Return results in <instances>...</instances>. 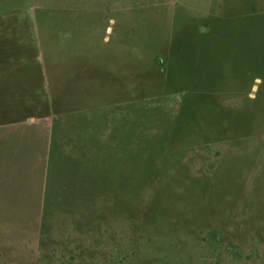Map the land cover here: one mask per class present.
I'll return each instance as SVG.
<instances>
[{"label": "rangeland", "instance_id": "1", "mask_svg": "<svg viewBox=\"0 0 264 264\" xmlns=\"http://www.w3.org/2000/svg\"><path fill=\"white\" fill-rule=\"evenodd\" d=\"M11 30L0 264H264V0H0Z\"/></svg>", "mask_w": 264, "mask_h": 264}, {"label": "crops", "instance_id": "2", "mask_svg": "<svg viewBox=\"0 0 264 264\" xmlns=\"http://www.w3.org/2000/svg\"><path fill=\"white\" fill-rule=\"evenodd\" d=\"M6 33H7L6 35L10 37V39H9L10 41H8V40H6L4 38H0V46L4 47L6 45V46H9V47H15V48L21 47L20 46L21 45V41L20 40H17V39L11 40L12 37H16V38L20 37L22 35L21 32L11 30V31H7ZM0 37H3V36H0ZM19 67H20V65H19ZM13 95H21L22 96V94L20 92L16 91V90L14 92H11V91L9 92V98L11 96H13ZM4 101H5V99H4ZM16 105L20 107L19 103H17ZM9 107L12 108V105L9 106ZM17 113L18 112H16V114Z\"/></svg>", "mask_w": 264, "mask_h": 264}, {"label": "trees", "instance_id": "3", "mask_svg": "<svg viewBox=\"0 0 264 264\" xmlns=\"http://www.w3.org/2000/svg\"><path fill=\"white\" fill-rule=\"evenodd\" d=\"M214 232H211L210 234L213 235Z\"/></svg>", "mask_w": 264, "mask_h": 264}]
</instances>
